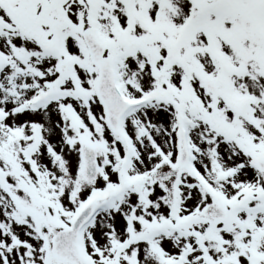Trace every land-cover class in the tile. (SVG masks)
<instances>
[{"label":"snow or ice","instance_id":"6c2138e0","mask_svg":"<svg viewBox=\"0 0 264 264\" xmlns=\"http://www.w3.org/2000/svg\"><path fill=\"white\" fill-rule=\"evenodd\" d=\"M0 264H264V0H0Z\"/></svg>","mask_w":264,"mask_h":264}]
</instances>
